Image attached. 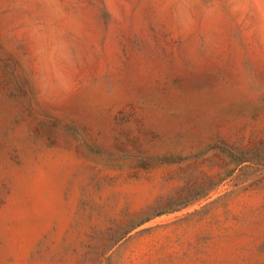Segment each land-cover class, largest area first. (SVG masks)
<instances>
[{
  "label": "rangeland",
  "instance_id": "1",
  "mask_svg": "<svg viewBox=\"0 0 264 264\" xmlns=\"http://www.w3.org/2000/svg\"><path fill=\"white\" fill-rule=\"evenodd\" d=\"M0 264H264V0H0Z\"/></svg>",
  "mask_w": 264,
  "mask_h": 264
},
{
  "label": "trees",
  "instance_id": "2",
  "mask_svg": "<svg viewBox=\"0 0 264 264\" xmlns=\"http://www.w3.org/2000/svg\"><path fill=\"white\" fill-rule=\"evenodd\" d=\"M224 149L223 150H227L225 147H223ZM134 226H136V225H134Z\"/></svg>",
  "mask_w": 264,
  "mask_h": 264
}]
</instances>
